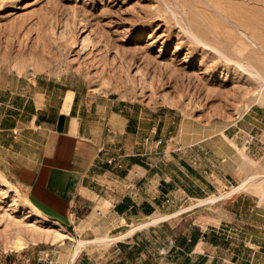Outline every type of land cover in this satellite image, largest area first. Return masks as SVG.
<instances>
[{
  "label": "rangeland",
  "instance_id": "1",
  "mask_svg": "<svg viewBox=\"0 0 264 264\" xmlns=\"http://www.w3.org/2000/svg\"><path fill=\"white\" fill-rule=\"evenodd\" d=\"M35 76L77 88L85 104L95 101L103 108L98 114L97 107V116L130 103L157 108L166 114V139L215 136L253 106L264 107L256 102L264 95V0H0V124L11 115L15 120L8 119H19L20 95L29 93ZM70 102L69 96L66 107ZM21 119L26 126L28 119ZM28 138L30 130L0 132V262L198 264L200 257L201 264H264V144L254 160L243 154L238 183L221 185L198 202L182 186L174 194L175 208L168 210L166 197L164 208L148 217L122 220L114 211L121 196L137 193L130 187L136 183L99 182L104 192L89 201L97 216L74 235L32 209L12 178L15 151L28 150ZM116 146L106 143L103 152ZM116 157L101 162V172ZM254 171L256 185L230 194ZM108 187L118 191L116 198ZM239 193L242 197L233 198ZM158 216L165 219L142 226ZM72 221L73 228L82 224L76 217ZM133 228L135 236L125 234ZM191 235L200 239V255L185 250L195 259L185 263V253L172 252ZM16 238L25 248L6 250Z\"/></svg>",
  "mask_w": 264,
  "mask_h": 264
},
{
  "label": "crops",
  "instance_id": "2",
  "mask_svg": "<svg viewBox=\"0 0 264 264\" xmlns=\"http://www.w3.org/2000/svg\"><path fill=\"white\" fill-rule=\"evenodd\" d=\"M29 84V93L20 95L18 101L16 110L20 114L16 116L19 119H8L15 120L11 115L0 124V132L31 131L28 150L15 151L18 160L12 165V178L31 207L41 214L67 225H76L72 221L74 217L81 221V225L73 228L74 235L79 233L86 219L97 216V208L89 201L94 202L93 194L104 192L97 189V185L101 186L99 182L118 179L136 183L130 187L137 188V193L121 196L113 205L114 211L122 220L148 217L164 208L166 197L171 199L168 210L175 208L178 198L174 194L182 186L185 196L198 202L211 197L219 186L236 183L242 176L243 154L254 160L256 148L264 144L263 106H253L218 135L196 141H189L187 136L166 139L162 130L166 114L157 108L130 103L117 107L118 111L115 107L101 117L96 115V109L98 107L100 114L103 108L95 101L85 104V97L77 88L40 76L31 78ZM69 96L71 102L66 107ZM22 117L28 119L26 126L20 124ZM105 130L110 132L109 141ZM159 139L163 141L161 145L157 144ZM109 142L118 146L104 153V144ZM24 152H27L26 157L21 156ZM114 154L117 157L113 161L117 163L104 164L101 172V162L105 163ZM133 172L140 176L138 180ZM182 177L193 184L184 183ZM108 190L111 196L117 197L115 188L108 187ZM240 197V193L233 196ZM111 200L113 202L112 197ZM194 236L181 238L183 241H178L172 254L185 253V250L199 254L196 250L201 245L200 239ZM185 255V263L195 260L190 254ZM197 259L198 264L204 262L200 257ZM0 264L27 262L10 259Z\"/></svg>",
  "mask_w": 264,
  "mask_h": 264
},
{
  "label": "bare ground",
  "instance_id": "3",
  "mask_svg": "<svg viewBox=\"0 0 264 264\" xmlns=\"http://www.w3.org/2000/svg\"><path fill=\"white\" fill-rule=\"evenodd\" d=\"M237 1V0H236ZM256 102L258 103V104H263L264 105V95L262 94L261 96H259V97H257L256 98ZM249 110V109H248ZM247 110V111H248ZM249 158V157H248ZM248 161H251V160H249V159H247L245 162H248ZM251 163V162H250ZM248 164V163H247ZM248 167V166H247ZM257 168V167H256ZM243 169V168H242ZM246 170V169H245ZM246 174V173H245ZM246 175H248V176H246L247 178L245 179V180H243L241 183H240V185L237 187V188H234L233 190H232V192H230V194L231 193H238V192H241V191H244V190H247L248 188H250V187H252V186H254V185H256L255 184V179L257 178V176L258 175H256L255 174V171L254 172H251V173H248V174H246ZM264 175H262L261 177H263ZM260 177V176H259ZM229 194V195H230ZM260 202L262 203V202H264V197L262 196V198L260 199ZM259 202V203H260ZM32 209H34L33 207H31ZM41 215V214H40ZM43 218L45 219V221H46V223H48V224H51V222H50V220L48 219V218H46L45 216H43ZM165 218L163 217V216H160V217H157V218H153V219H149V221L146 223V224H144V225H142L143 227H145V226H150V225H155V224H157V223H159V222H161V221H163ZM52 221V220H51ZM134 230H135V228H133L130 232H128V233H125L126 235H130L132 232L134 233ZM38 233V232H37ZM31 234H32V232H31ZM30 235V234H29ZM124 235V234H123ZM126 235H125V237H126ZM31 236V235H30ZM29 236V237H30ZM36 236V235H35ZM34 237V236H33ZM33 237L31 238V239H33ZM38 237V236H37ZM123 237V236H122ZM36 238V237H35ZM119 238V237H118ZM121 238V237H120ZM124 238V237H123ZM39 240V239H38ZM5 245V244H4ZM25 245H26V243H24V241L23 240H21L20 238H16L14 241H12L11 243H9V244H6L5 245V249L6 250H22V248L24 247L25 248ZM78 248V247H77ZM80 249V248H79ZM79 251V250H78ZM78 251H76L77 253H78ZM76 253H74V255H75Z\"/></svg>",
  "mask_w": 264,
  "mask_h": 264
},
{
  "label": "water",
  "instance_id": "4",
  "mask_svg": "<svg viewBox=\"0 0 264 264\" xmlns=\"http://www.w3.org/2000/svg\"><path fill=\"white\" fill-rule=\"evenodd\" d=\"M51 219L60 222V223H61L63 226H65L69 231L73 232L74 229H73V226H72V225H67L66 223H64V222H62V221H60V220H58V219H55V218H51Z\"/></svg>",
  "mask_w": 264,
  "mask_h": 264
},
{
  "label": "built area",
  "instance_id": "5",
  "mask_svg": "<svg viewBox=\"0 0 264 264\" xmlns=\"http://www.w3.org/2000/svg\"><path fill=\"white\" fill-rule=\"evenodd\" d=\"M109 131V130H108ZM163 143V141H162V139H159V141H157V144L158 145H161ZM170 202V200L168 199L167 200V203H169ZM170 245H171V247H173L174 245H173V243H170Z\"/></svg>",
  "mask_w": 264,
  "mask_h": 264
}]
</instances>
